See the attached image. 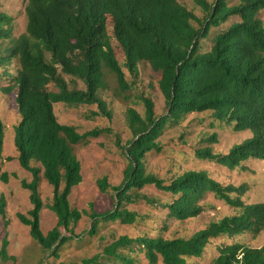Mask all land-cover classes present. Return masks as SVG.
<instances>
[{
	"label": "trees",
	"instance_id": "16d2710c",
	"mask_svg": "<svg viewBox=\"0 0 264 264\" xmlns=\"http://www.w3.org/2000/svg\"><path fill=\"white\" fill-rule=\"evenodd\" d=\"M194 1L189 6L179 0H26L27 25L19 36L14 34L12 16L0 11V78L10 81L1 91L15 95L20 117L9 131L15 154L7 159H17L32 174V180L23 179L22 186L29 190L33 207L27 214L18 213V218L51 256L59 257L83 217V211L70 201L74 187L83 181V164L75 146L111 132L95 128L79 133L76 126L59 121L56 105H96L93 117L111 119L108 76L116 80V93L129 100L141 64L148 63L160 74L159 89L167 110L157 115L151 96H131L145 111L142 114L133 107L127 111L131 136L122 143L117 135L126 161L122 180L117 185L107 176L98 180L102 192L112 190L115 203L103 212L93 209L87 232L95 234L101 221L145 228L136 234L113 235L101 251L81 263L60 264H192L220 238L225 241L215 264H264V247L241 241L264 236V201L248 200L252 187L247 181L226 184L207 169L180 170L177 165L163 174L149 169V154L165 149L162 134L181 128L192 115L200 120L210 116L236 134H252L228 150L216 148L219 133L206 135L194 148L198 158L231 170L246 168L250 159L264 160V0ZM66 76L86 87H70ZM51 85L57 90H51ZM6 139L7 125L0 116V156ZM42 175L53 187L48 207L58 218L47 233L42 226ZM12 177L18 174L0 164V181L9 183ZM147 186L169 198L150 196ZM210 195L236 211L189 234L172 229V224L181 225L215 208ZM143 202L161 207L164 215L156 218L131 207ZM5 207L3 194L0 215L5 216ZM62 229L71 235H64ZM9 244L5 236L0 258L6 262L16 260L9 254Z\"/></svg>",
	"mask_w": 264,
	"mask_h": 264
},
{
	"label": "rangeland",
	"instance_id": "374dc122",
	"mask_svg": "<svg viewBox=\"0 0 264 264\" xmlns=\"http://www.w3.org/2000/svg\"><path fill=\"white\" fill-rule=\"evenodd\" d=\"M189 6H194V0H179ZM212 2L213 0H209ZM236 1V0H235ZM26 0H0V11L7 12L12 16L14 34L20 35L25 32L27 19L24 14ZM264 18V12L261 13ZM117 56L122 58V51L118 44L113 40ZM15 66H11V71ZM160 74L155 72L148 63H143L139 68V77L133 89L128 92L130 99L126 100L115 91L116 80L113 76H108L106 97L110 98L111 119L103 116L93 117L92 113L98 111L96 105H82L80 107H69L65 104H58L55 107L56 115L62 124L74 125L79 133H86L95 128L111 129L110 133H101L97 137L89 138V142H81L75 146L76 153L83 164V181L74 187L70 196L72 205L83 211V217L75 228V236L66 242L59 250V257L51 256L32 238L29 227L21 223L18 213L27 214L33 207L30 202V192L22 186V180H32V174L28 170L20 167L17 159L8 160L7 157L14 156L15 148L13 145L12 129L19 122L20 117L17 112L15 95L4 94L2 86H7L9 80L6 77L0 78V116L7 125V139L3 156H0V164L3 169L9 172H16L18 177H12L9 183L0 181V199L4 194L6 197L5 216L0 215V250L5 236L9 239V254L16 258L15 261H3L0 264H60L61 261L81 263L84 258L92 256L103 249L112 241V236H119L125 233L136 234L144 225L131 226L120 221H101L95 234L91 235L87 230L92 225L90 214L93 209L97 212L112 209L115 203L112 190L102 192L98 186V180L107 176L112 185H117L123 177V169L126 165L120 147L117 143V135H120L122 143L130 136L127 122V111L130 107L137 109L142 114L145 111L144 105L132 95L138 97L142 93L151 96L155 101V111L157 115L166 112L165 99L159 89ZM69 86L77 85L84 89L86 86L81 80L74 82L70 76H66ZM133 81V78L129 76ZM51 90H57L54 85ZM199 115L189 116L181 128H169L160 139L164 142L162 152H152L148 156L149 169L160 174L167 172L172 165H177L180 170L190 168L207 169L219 180L227 183L241 184L248 182L252 187L247 195L250 202L264 201V160L250 159L246 163V168L241 170H231L227 166L216 162L198 158L194 153L195 146H198L203 137L212 133H219L220 142L215 144L218 149H230L236 143L242 142L251 133L236 134L234 129L225 124L214 121L210 116L202 117L203 120L196 119ZM182 135L180 140L179 136ZM173 148L176 152L173 151ZM40 190L45 206L42 212V226L45 233L57 224V215L48 205L52 202L53 187L44 179L43 175L40 182ZM145 192L150 196H160L168 199L169 196L159 191L154 186H147ZM209 198L215 203V208H210L200 217L187 220L181 225L172 224V229H178L182 233H192L208 225L213 219H221L226 215L233 214L236 209L223 201H218L214 195ZM247 199V196H245ZM133 209L143 214L155 215L160 218L164 215L161 207H155L148 203L132 204ZM86 211V212H85ZM148 226L146 229H148ZM64 235H71L62 229ZM172 231V230H171ZM82 233V236L78 234ZM224 239H216L206 250L205 256L193 261L192 264H215L216 258L220 255V246ZM243 244L252 247H264V236L253 239L250 236L244 237Z\"/></svg>",
	"mask_w": 264,
	"mask_h": 264
}]
</instances>
